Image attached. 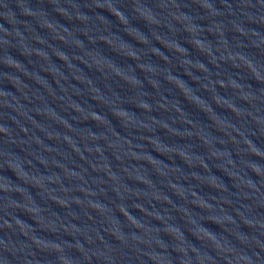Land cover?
Returning <instances> with one entry per match:
<instances>
[{"label":"water","instance_id":"95a60500","mask_svg":"<svg viewBox=\"0 0 264 264\" xmlns=\"http://www.w3.org/2000/svg\"><path fill=\"white\" fill-rule=\"evenodd\" d=\"M0 264H264V0H0Z\"/></svg>","mask_w":264,"mask_h":264}]
</instances>
